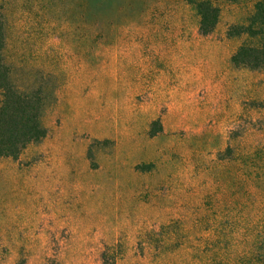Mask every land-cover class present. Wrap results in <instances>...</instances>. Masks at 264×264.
<instances>
[{
  "label": "rangeland",
  "instance_id": "374dc122",
  "mask_svg": "<svg viewBox=\"0 0 264 264\" xmlns=\"http://www.w3.org/2000/svg\"><path fill=\"white\" fill-rule=\"evenodd\" d=\"M2 1L14 82L54 99L0 157V264H264V67L231 61L254 0H210L206 35L196 0Z\"/></svg>",
  "mask_w": 264,
  "mask_h": 264
},
{
  "label": "trees",
  "instance_id": "16d2710c",
  "mask_svg": "<svg viewBox=\"0 0 264 264\" xmlns=\"http://www.w3.org/2000/svg\"><path fill=\"white\" fill-rule=\"evenodd\" d=\"M194 6L199 15V33L206 35L217 23L219 8L210 0H196ZM5 17L4 3L0 0V157L16 158L28 144L45 137L43 116L54 97L44 85L50 79L49 74L37 75L35 80L28 76L23 83L14 82L4 54ZM236 33L246 35L250 41L239 45L231 56L232 63L254 69L264 67V0H254L252 13L245 23L236 26Z\"/></svg>",
  "mask_w": 264,
  "mask_h": 264
}]
</instances>
